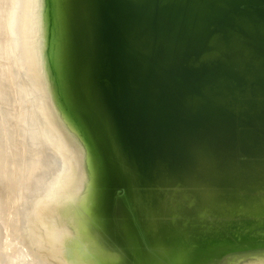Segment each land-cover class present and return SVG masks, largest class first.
Masks as SVG:
<instances>
[{
  "label": "bare ground",
  "instance_id": "obj_1",
  "mask_svg": "<svg viewBox=\"0 0 264 264\" xmlns=\"http://www.w3.org/2000/svg\"><path fill=\"white\" fill-rule=\"evenodd\" d=\"M163 1L149 15L155 64L168 60V36L197 34ZM94 2L0 0V264H264V124H246L254 136L204 133L177 158L151 148L154 122L113 10L94 13ZM104 150L113 229L101 207Z\"/></svg>",
  "mask_w": 264,
  "mask_h": 264
},
{
  "label": "water",
  "instance_id": "obj_2",
  "mask_svg": "<svg viewBox=\"0 0 264 264\" xmlns=\"http://www.w3.org/2000/svg\"><path fill=\"white\" fill-rule=\"evenodd\" d=\"M163 2L177 5L183 21L195 25L197 34L192 40L168 36L163 46L168 60L157 58L158 64L149 52L155 36L150 0L93 3L94 13L103 14L108 6L113 10L110 19L121 34V50L139 85L146 124L154 122L147 135L150 147L177 158L201 147L211 139L203 134L212 130L217 131L215 136L230 129L254 136L256 129L246 124H264V0ZM66 47L63 38L62 87L69 66ZM63 91L73 112L75 103L68 90ZM195 94L199 99L192 97Z\"/></svg>",
  "mask_w": 264,
  "mask_h": 264
},
{
  "label": "rangeland",
  "instance_id": "obj_3",
  "mask_svg": "<svg viewBox=\"0 0 264 264\" xmlns=\"http://www.w3.org/2000/svg\"><path fill=\"white\" fill-rule=\"evenodd\" d=\"M155 8V0H151L149 3V9L148 14L150 15L151 12ZM98 144L102 147L100 144V141H98ZM104 149V147H102ZM104 164H105V175H104V192H103V201H102V210L104 215V224L107 227H111L112 229L116 227V222L118 221L117 218V203L115 200L116 197V185L114 182V177L110 171L109 161L106 157V153L104 150ZM108 201V202H107ZM158 233L160 234L161 238L165 236L167 233L166 229H158ZM186 257V254L183 255V258Z\"/></svg>",
  "mask_w": 264,
  "mask_h": 264
}]
</instances>
